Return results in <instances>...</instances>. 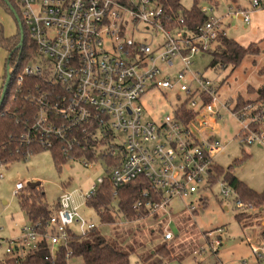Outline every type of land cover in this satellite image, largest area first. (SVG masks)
I'll return each mask as SVG.
<instances>
[{
    "label": "built area",
    "instance_id": "2783aa9c",
    "mask_svg": "<svg viewBox=\"0 0 264 264\" xmlns=\"http://www.w3.org/2000/svg\"><path fill=\"white\" fill-rule=\"evenodd\" d=\"M18 1L23 23L38 51L23 75L43 77L48 87L35 102L37 114L29 129L40 134L39 142L45 149L51 147L52 139L66 140L83 129L98 145L97 152L107 151L122 159L110 175L114 195L118 188L141 177L156 191L155 198L160 194V201L153 198L154 202L136 203L135 207L149 208L151 217H170L173 199H190L209 186L214 154L226 147L214 135L219 107H233L218 99L210 81L188 69L193 56L208 52L224 31L222 20L213 17V8H203L209 21L193 33L185 28L183 18L179 26L168 27L173 18L165 12L164 0ZM251 6L252 10L264 9V0H253ZM234 17L249 25L251 10L237 9ZM176 60L183 69L173 76L166 74L164 67L172 69ZM193 83L197 85L194 89ZM153 89L186 96L173 116L166 115L158 123L144 120L141 105V99ZM231 112L242 125V143L264 147V102L239 114ZM24 138L28 142L29 133ZM69 154L66 150L65 155ZM102 183L99 178L82 197L84 204ZM24 188L23 183H17L15 194ZM220 194L243 207L234 189L223 180ZM148 196L144 193L143 199ZM59 200L60 208L46 221L45 232L41 234L38 225L25 227L23 236L10 243L8 257L16 256V248L19 255L36 249L42 239L50 242L54 254L67 244L70 231L76 232L74 225L81 235L97 227L80 216L72 194L63 193ZM187 209L193 214L198 205L191 203ZM124 220V224L130 223ZM169 225L168 220L163 234L167 242L174 239ZM224 232L220 228L209 233L214 237V250L220 246L215 234L221 237ZM252 252L260 259L264 248L252 247Z\"/></svg>",
    "mask_w": 264,
    "mask_h": 264
},
{
    "label": "rangeland",
    "instance_id": "374dc122",
    "mask_svg": "<svg viewBox=\"0 0 264 264\" xmlns=\"http://www.w3.org/2000/svg\"><path fill=\"white\" fill-rule=\"evenodd\" d=\"M252 3L253 0H181L185 10H190L195 4L208 10L213 8V17L222 20L229 38L242 44L258 40L257 43L249 44L256 45L257 53L246 56L236 68L231 64L226 67L221 65L215 68L210 67L213 61L214 49L212 47L211 53H197L192 58L189 72L193 75H201L210 81L217 90L218 99L223 103L229 102L231 108L234 107L239 96L244 99L255 98L256 95L252 93L264 84V78L259 73V70L264 68V11L261 8H255L254 13L256 15L254 13L251 15L252 20L247 27L242 19L233 17L237 7L250 9ZM0 31L5 37L13 36L17 32V23L14 17L6 12L1 5ZM212 46L215 47L216 45L213 44ZM7 56L8 54L0 47V89L6 73ZM164 68L166 74L173 76L180 72L183 66L176 60L172 69ZM196 86V83L191 84L193 89ZM184 96L177 97L174 91L165 89H153L147 92L141 99V105L144 108V120H152L158 123L166 115L173 116L176 109L184 103L186 97ZM185 106L189 107L188 104ZM231 110L226 106L219 107L217 128L214 131L215 137L223 145H226L223 151L214 154L216 164L223 170L222 176L216 184L210 188L202 189L201 193L186 200V203L192 201L195 203L200 194H204L208 198L207 207L198 210L192 217L190 216L192 222L191 224L188 223L190 225H186L184 229L175 220H172L169 225V229L174 235L172 241L167 242L163 239L162 233H164L167 221L162 224V233L161 227L158 225L141 224L145 230L137 238L141 240L143 245L147 244V249L153 248L154 241H157L161 244L155 245L154 249L167 244L168 249L177 258L166 264H253L257 260L260 261L259 264L264 261V254L260 260L252 252V247H264V242L260 238V232L264 229L263 217H252L246 219L242 224L239 223L236 220L238 213L247 210L246 213L256 215L258 210L246 206L239 208L233 198L224 200L220 194V182L225 180L227 172H230L255 192H264V147H259L258 144L242 143V137L239 135L242 125ZM0 175L3 176L0 179V264H3V261L8 257L6 251L10 243L23 236L25 227H30L15 194V186L18 182L25 186L28 183H41L46 201L51 207L57 204L63 193L72 194L75 204L79 208L78 213L86 221L93 222L102 230L107 227V236L110 239L115 236L120 241L127 239L125 233L127 227L125 226L128 224L123 223L125 220L122 214L113 211L116 224L104 227L101 225L99 214L94 209L85 206L82 198L93 185L97 184L99 178L106 176L102 163H93L92 167L88 168L84 166L83 160L75 159L69 160L62 164L61 168H58L52 153L44 151L30 156L26 161L15 162L6 168L0 167ZM183 208L184 204L181 202L173 204L174 213L180 212ZM226 208L228 210H225ZM149 221L142 222L149 224ZM248 223H252L253 226H249ZM220 227L224 228L226 232L220 240L219 234H215V239L219 241L220 246L214 250V246L211 244L214 237H209V233L214 231H204L215 230ZM72 228L76 232L78 231L76 225ZM146 228H148L147 232ZM196 231L199 234H204V243H198ZM104 233L106 234V231ZM248 235H251L250 242L246 239ZM127 241L128 243L122 244L121 249L127 252H130L131 249L136 250L130 254L129 264H144L138 259L136 253L138 241L137 243L128 239ZM147 249L144 258L150 256ZM152 254L153 251H151ZM80 263L81 260L79 259L71 262V264Z\"/></svg>",
    "mask_w": 264,
    "mask_h": 264
},
{
    "label": "trees",
    "instance_id": "16d2710c",
    "mask_svg": "<svg viewBox=\"0 0 264 264\" xmlns=\"http://www.w3.org/2000/svg\"><path fill=\"white\" fill-rule=\"evenodd\" d=\"M165 12L172 17V23L168 27L173 28L180 25V18H183L185 28L197 33L198 29L203 27L209 21V15L203 11V7L195 4L190 10H185L181 0H164ZM3 9L14 17L13 8L23 23L21 16V5L18 0H0ZM264 10V9H263ZM15 19V18H14ZM16 21V20H15ZM13 36L5 37L0 31V47L8 54L11 79L8 84L5 98L2 100L3 86L6 81V73L2 80L0 89V167H8L15 162L26 161L28 154L36 155L44 151H50L58 168L67 163L69 160H83L88 163H102L105 166L106 176L103 177V183L99 186L97 194L86 201V206L94 209L101 218V225L106 226L115 222L113 211L122 214L129 221L142 220L150 216L149 208L135 207L138 201L154 200L160 201L162 198L157 196L156 191L151 184L143 177L134 182L118 188L117 195H114V185L111 182V173L120 167L122 159L119 156H111L107 151L99 153L96 151L98 145L91 138H88L83 129H77L66 140L52 139L50 148L45 149L39 142L40 134L29 132L37 114L36 101L48 91L47 83L43 77L25 76L24 68L35 59L37 49L29 37L28 31L23 23L24 41L21 47H18L21 39L20 29ZM212 46L213 61L210 67L219 65L226 67L231 64L238 67L244 58L249 54L257 53L256 45L242 46L236 40L229 38L225 31L221 32ZM212 49L208 52L211 53ZM6 59V65H7ZM264 78V68L259 70ZM23 76L20 80L19 77ZM256 97L244 99L239 96L233 107V112L239 114L247 107L261 104L264 102V84L254 91ZM29 133L30 140L25 141L24 135ZM75 139L74 145L70 148L69 144ZM88 148V149H86ZM66 150L70 152L69 156L65 155ZM239 161V160H237ZM212 177L210 184L204 189L217 183L222 176L223 170L215 163L212 166ZM225 182L237 194V200H240L243 206L256 208L258 214L251 215L242 211L236 215L239 223H244L246 219L264 217V192L257 193L250 189L230 172L225 174ZM148 193V197L143 199V194ZM16 196L22 211L25 213L30 225L36 227L43 234L45 232V223L60 208V200L51 207L45 197V193L40 186L25 188L19 191ZM154 198V200H153ZM115 204V205H114ZM159 218V215L153 216ZM253 226L252 223H248ZM161 233H162V225ZM260 238L264 242V229L260 232ZM126 240V239H125ZM125 240L120 241L116 236L112 239L106 237L101 229L96 227L85 233V235L70 231L69 240L65 246L58 247L54 254L51 253V245L47 239L38 242L36 249L28 250L25 254L19 255V248L15 249L16 256L6 257L3 264H71L74 260H81L80 264H129L130 252L122 250V244ZM155 255L160 257L156 264H165L176 257L168 249L167 244L157 248ZM150 257H142V262H147ZM260 264H264V261Z\"/></svg>",
    "mask_w": 264,
    "mask_h": 264
},
{
    "label": "crops",
    "instance_id": "0c3cea01",
    "mask_svg": "<svg viewBox=\"0 0 264 264\" xmlns=\"http://www.w3.org/2000/svg\"><path fill=\"white\" fill-rule=\"evenodd\" d=\"M237 9H243V10H251V15L256 11L255 9H253L252 10V6H251V8L249 9V8H247V9H245V8H241V7H237ZM214 10V9H213ZM264 11V10H263ZM254 15H256V13H254ZM233 17H234V15H233ZM235 18V17H234ZM246 25V27L248 26L247 24H245ZM224 31L226 32V30H225V28H224ZM258 42V40L257 41H255V42H250V43H248V44H242V43H240L242 46H248L249 44H251V43H257ZM239 43V42H238ZM18 183H20V182H18ZM201 193V192H200ZM177 202H181V203H183L184 204V208L182 209V210H180V212H178V213H174V209H173V204H175V203H177ZM191 203H193V201L192 202H190V203H186V200H182V199H179V198H175V199H173V201H172V203H171V209H170V217H167L166 215H159V218H156V220L153 218V216L151 217V216H149V217H146V218H144V219H142V220H137V221H133V222H130V223H127L128 225H126L125 227H127L126 228V234H127V239L128 240H132V241H134V242H136L137 243V241H138V250H137V256H138V259L142 262V257H144V255H145V251H146V247H147V244L145 245H143V243L141 242V240H139L138 238H137V236L140 234V233H142L144 230H145V227H142L141 226V224H146V225H149V226H152V224H155V225H158V226H161L162 224H164L165 223V221H167L168 222V220L170 221V223H171V221L172 220H175V222L176 223H178L179 224V226H181V227H183V229H184V227L186 226V225H190L191 224V222H192V216H193V214L194 213H197L198 212V210H200V209H205L206 207H207V205H208V198L204 195V194H200V196H199V199L198 200H195V203L194 204H196V205H198V210L196 211V212H194L193 214H191L189 211H188V206H189V204H191ZM76 205V204H75ZM76 206H78V205H76ZM86 206V205H85ZM225 210H228L227 208L225 209ZM191 216V217H190ZM149 221V224H147V223H143L142 221ZM188 223H190V224H188ZM262 223L264 224V217H263V221H262ZM30 224V223H29ZM116 224V222H114V223H112V224H110V225H115ZM121 224V223H120ZM122 225V224H121ZM167 225V224H166ZM107 226V225H106ZM104 227H105V225H104ZM221 228V227H220ZM220 228H217V229H215V230H207V231H204V232H209V231H216V230H218V229H220ZM130 229H134V230H130ZM135 229H137V230H135ZM147 229L148 228H146V232H147ZM224 229V228H223ZM104 231H106V234L104 233ZM198 231V230H197ZM196 231V232H197ZM224 231H225V229H224ZM101 232L106 236V237H108L109 238V236H107V227H105L103 230L101 229ZM226 232V231H225ZM224 232V233H225ZM223 233V234H224ZM164 233H162V235H163ZM164 236V235H163ZM196 240H198V243H200V244H202V243H204V240H205V238H204V234L202 233V234H199L198 232L196 233ZM249 236V237H248ZM247 237H246V239H247V241H249L250 242V240H251V235H248ZM127 239L125 240V244L126 243H128V241H127ZM164 239V238H163ZM201 239H202V241H201ZM221 239V237H219V240ZM165 241V240H164ZM157 244H161V243H158L157 241H154V247H155V245H157ZM154 247L153 248H149V249H147L148 251H149V253H151V251H153V254L151 255V256H153V258H151V259H148V261L147 262H143L144 264H154L155 262L157 263V261L160 259V257H158V256H156L155 255V252H156V249L158 248H156V249H154ZM146 248V249H145ZM262 248H264L263 246H262ZM141 249V250H140ZM201 254V253H200ZM148 256V255H147ZM218 256V255H217ZM150 257V256H149ZM148 258V257H147ZM257 258V257H256ZM177 259V258H176ZM258 262H260V261H256L255 263H253V264H258ZM166 264V263H165ZM260 264V263H259Z\"/></svg>",
    "mask_w": 264,
    "mask_h": 264
},
{
    "label": "water",
    "instance_id": "95a60500",
    "mask_svg": "<svg viewBox=\"0 0 264 264\" xmlns=\"http://www.w3.org/2000/svg\"><path fill=\"white\" fill-rule=\"evenodd\" d=\"M6 2H8V0H4ZM13 13H14V18L15 20L18 22V28L20 29V34H21V39H20V43L18 45V47H21L22 44H23V41H24V35H23V25L22 23L20 22V18L18 16V14L16 13V11L11 8ZM7 65H6V69H7V74H6V81H5V84L3 86V93H2V100L5 98V94H6V90H7V87H8V84L10 82V79H11V72H10V65H9V58H7ZM41 183L39 182H36V183H28L27 186H30V187H37V186H40Z\"/></svg>",
    "mask_w": 264,
    "mask_h": 264
}]
</instances>
